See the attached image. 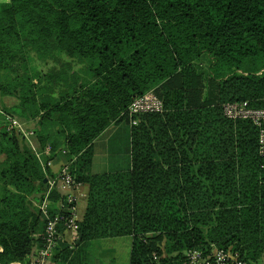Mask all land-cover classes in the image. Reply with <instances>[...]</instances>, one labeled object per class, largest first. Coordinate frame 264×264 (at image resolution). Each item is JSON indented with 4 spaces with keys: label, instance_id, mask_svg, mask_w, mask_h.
Masks as SVG:
<instances>
[{
    "label": "trees",
    "instance_id": "trees-1",
    "mask_svg": "<svg viewBox=\"0 0 264 264\" xmlns=\"http://www.w3.org/2000/svg\"><path fill=\"white\" fill-rule=\"evenodd\" d=\"M151 90L164 110L132 124L129 105ZM0 97L5 114L34 122L41 149L52 145L45 162L63 155L89 184L76 248L130 235V264H185L187 251L214 248L261 261L264 124L229 119L223 106L264 109V0L0 2ZM4 116L0 264H33L52 172ZM123 121L132 167L92 173L94 141ZM48 199L50 215L63 212L60 190ZM75 250L60 240L53 258Z\"/></svg>",
    "mask_w": 264,
    "mask_h": 264
},
{
    "label": "built area",
    "instance_id": "built-area-1",
    "mask_svg": "<svg viewBox=\"0 0 264 264\" xmlns=\"http://www.w3.org/2000/svg\"><path fill=\"white\" fill-rule=\"evenodd\" d=\"M164 110L163 100L154 92L148 91L145 94L136 97L128 107V115L131 118L132 124L138 123V117L145 113L162 112ZM0 112L4 114V128L9 133H16L23 137L30 146L35 150V153L42 164L47 167L51 165L52 160L45 162L44 157L53 153L51 144H47L44 149H41L37 140L35 129L29 127L19 118L5 114L1 109ZM224 115L232 120L246 119L251 120L258 127L264 124V109L253 107L248 101L229 102L223 106ZM260 142L264 144V132L260 133ZM66 153L67 150L60 149L55 151ZM261 152L264 155V146L261 147ZM49 189L45 199L41 205V210L47 218L46 232L44 235V243L41 248L35 250V255L32 256L33 264H51L53 256L59 245L62 237V232L59 225H64V230H71L73 232L72 240L70 242L73 247L79 240V222L80 220L76 214L77 200L72 190L78 186L75 182L71 172L69 162L62 165L60 172L57 175L47 176ZM53 189H58L65 196V199L60 201L59 207L62 213L50 215L49 213V194ZM64 211H68L65 213ZM185 264H247L242 259L238 252L231 249L214 248L210 253H205L202 250L192 249L186 252Z\"/></svg>",
    "mask_w": 264,
    "mask_h": 264
},
{
    "label": "crops",
    "instance_id": "crops-1",
    "mask_svg": "<svg viewBox=\"0 0 264 264\" xmlns=\"http://www.w3.org/2000/svg\"><path fill=\"white\" fill-rule=\"evenodd\" d=\"M131 130L126 122H119L111 125L103 132L93 144L94 155L91 166L92 173L113 172L127 170L132 167L131 154ZM129 143V146H128ZM107 145V146H106ZM126 151L129 154V162L125 166L120 164V154ZM108 153V156H106ZM112 160V165L109 161ZM66 159L63 155H57L50 165L53 175H57ZM75 195L76 214L81 221L87 210L89 184L80 183L72 190ZM73 232L71 230H63L61 243L70 245ZM74 253L67 258H58L51 261V264H130L131 252L133 248V237L130 235L106 237L95 239L88 244L87 247L76 248ZM258 264H264V256Z\"/></svg>",
    "mask_w": 264,
    "mask_h": 264
},
{
    "label": "rangeland",
    "instance_id": "rangeland-1",
    "mask_svg": "<svg viewBox=\"0 0 264 264\" xmlns=\"http://www.w3.org/2000/svg\"><path fill=\"white\" fill-rule=\"evenodd\" d=\"M5 1H9V0H0V2H5ZM35 64H37V66L38 67H43V63H41V62H39V61H37V62H35ZM51 65V64H50ZM80 66V65H79ZM78 65L76 66V68L77 67H79ZM1 98V97H0ZM0 105H1V99H0ZM2 123V122H1ZM26 125L27 126H29V127H31V128H33V129H35L36 128V126L34 125V122H26ZM107 146V145H106ZM128 146H129V143H128ZM120 154V157H121V160H120V164H122L123 166H125L126 164H128V162H129V154L126 152V151H124V152H121V153H119ZM106 156H108V153H106ZM112 160H110L109 161V165H112ZM65 163H67V161H65L64 163H63V165L65 164ZM35 255V251L34 252H32V256H34ZM32 260V259H31ZM15 264H22V263H15Z\"/></svg>",
    "mask_w": 264,
    "mask_h": 264
}]
</instances>
